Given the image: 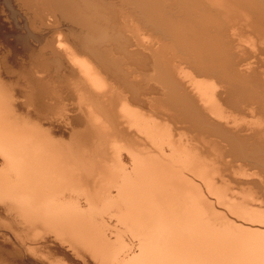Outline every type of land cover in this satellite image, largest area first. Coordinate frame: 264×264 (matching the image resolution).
<instances>
[{
    "label": "bare ground",
    "instance_id": "obj_1",
    "mask_svg": "<svg viewBox=\"0 0 264 264\" xmlns=\"http://www.w3.org/2000/svg\"><path fill=\"white\" fill-rule=\"evenodd\" d=\"M253 49L264 0H5L0 217L111 264H264V167L243 144L264 150ZM111 207L136 244L110 241ZM6 231L0 264H21Z\"/></svg>",
    "mask_w": 264,
    "mask_h": 264
},
{
    "label": "rangeland",
    "instance_id": "obj_2",
    "mask_svg": "<svg viewBox=\"0 0 264 264\" xmlns=\"http://www.w3.org/2000/svg\"><path fill=\"white\" fill-rule=\"evenodd\" d=\"M3 1V2H2ZM4 1L5 0H0V8H1V5H4ZM2 15V14H1ZM2 16H4V15H2ZM7 16H9V17H7ZM7 16H4V17H1V18H3V20L5 21V20H7V18H8V20H9V22H7V21H5L6 22V25H7V34L5 35L6 37H8V39L10 38V40H11V42H13L12 41V39H13V37H14V34L15 35H17V36H15L16 38L18 37V35H20V34H18L19 33V31L18 30H21V28H22V26L20 25V23H19V21L16 19V18H14V16L12 15V16H10V13H8L7 14ZM5 17H7V18H5ZM3 21V22H4ZM14 21V22H13ZM15 21H17V22H15ZM12 22V23H11ZM10 23L12 24V25H10ZM19 23V24H18ZM8 24H9V27H8ZM16 24V25H15ZM20 26V27H19ZM16 27H17V29H16ZM14 28V29H13ZM10 29H11V31H12V33H11V31H10ZM14 30V31H13ZM15 32V33H14ZM14 37V38H15ZM14 40V39H13ZM253 53H256V54H254L253 55V53H252V55H253V59H252V57H250L249 58V55L247 56V59H248V63L250 64V66L253 68L254 67V70H256V71H258V70H262L263 68H264V61H263V59H264V53H261V52H259V51H256L255 52V50L253 49V50H251ZM257 52H258V54H257ZM261 55H260V54ZM251 55V56H252ZM260 55V56H259ZM254 56H257L256 58L254 57ZM263 58H262V57ZM258 57H259V59H261V60H259L258 59ZM251 59V60H250ZM255 59V60H254ZM256 62H254V61ZM257 60H259V61H261V62H257ZM250 62H253V64L255 65V66H253V64H251ZM258 63V64H257ZM261 63V64H260ZM260 64V65H259ZM258 65V66H257ZM256 66H257V69H256ZM260 67V68H259ZM213 118V117H212ZM221 121V120H220ZM231 121H229V124H228V122L226 123V124H228L227 126H230V127H234L235 128V126L237 127L238 125H233L232 124V122L230 123ZM221 123H223L224 124V121L222 120L221 121ZM226 124H224V125H226ZM227 130V131H226ZM225 131L226 132H233V131H236V130H229V129H226ZM237 132V131H236ZM236 132H234V133H236ZM241 134V132H239V134H238V137H239V135ZM243 134V133H242ZM241 134V135H242ZM242 136H244V135H242ZM57 137V136H56ZM241 139L242 138H237L236 140H237V142L240 144V147L242 146V147H244L243 146V144L245 145V147L247 148V150L249 151V152H253V154L256 156H254L255 157V161L257 160V159H259L260 160V162L257 160L255 163H253V170H251V171H255L256 170V168H261V166H260V164L262 165V167H264L263 166V164H264V150H260V148H258V149H256L255 147V145H254V143H253V141H251V140H246L245 142H243V144H241ZM247 142V143H246ZM250 142V143H249ZM251 143H252V145H251ZM248 144V145H247ZM251 146H250V145ZM255 147H254V146ZM250 146V147H249ZM253 147V148H252ZM252 148V149H251ZM253 149H255V150H253ZM259 150V151H258ZM256 152H258V153H256ZM260 152V153H259ZM258 154H259V156H258ZM257 156H258V158H257ZM261 159H263V162H262V160ZM256 165V166H255ZM107 166V168L110 170V164H108V165H106ZM255 166V167H254ZM256 177H258L257 175H255ZM263 177V176H262ZM201 186H203L202 184H201ZM200 186V187H201ZM204 190H202L204 193H205V195H209L210 193L208 192V190L206 189V187L205 186H203L202 187ZM201 188V189H202ZM83 194V195H82ZM82 194H81V202H83L82 200L85 198V196H86V194L84 193V192H82ZM210 196H212V194H210ZM250 198V197H249ZM84 203V202H83ZM112 209H107L108 211H109V213L111 214V216H110V219H108L109 218V216L108 215H110L109 213H108V215H107V210H106V212H104V214L106 215V216H104L105 218H106V224H107V228L109 229V227H110V241L111 242H115L114 244H116V246H123L122 248L123 249H125L124 247L126 246V245H132L133 243H137V236L134 234V232H133V230L130 228V226L128 225V223H125L124 221L125 220H122L123 218L120 216V214L117 212V210H116V208L114 207H111ZM218 208V207H217ZM224 208V206H222L221 208H219V209H221V210H225V209H223ZM87 209V208H86ZM85 212V211H84ZM88 212L89 211H86L85 212V215L87 216L88 215ZM225 213H227L226 211H225ZM230 214V215H229ZM228 215V217H230L231 219H233L234 218V216H233V214H231V213H228L227 214ZM123 222V223H122ZM0 226L1 227H3V228H6V230H8V231H6L5 233H7L6 234V236L8 237V238H6V240H2L1 242L4 244L5 243V245H8V246H11L10 244H12L18 251H19V253H22V256H21V254H19L20 256L18 257V259L19 260H22V262H24V264H29V263H31V264H38L39 262V264H41L42 262H44V263H46V264H111L109 261H104V260H100V257H98V256H96L97 258H94L95 256L94 255H91V252L89 253V250L87 249V248H85V246H81V244L82 243H77L76 241H74L73 240V237L72 236H70L69 234L66 236L65 234H67V233H64V232H61V231H59L58 229H54L53 227H51V226H44V225H42V226H39V227H36V228H30V229H24V228H22L21 226H19V224H18V222L17 221H15V218H10V217H8V216H1L0 217ZM11 229V230H10ZM12 229H14L15 231H16V234H18V235H20V236H22V238L24 239V240H27V242H28V244L31 246V249H26V246L24 245V242H22V241H20V240H18L19 238L17 237V235L16 234H13V233H15L14 232V230L12 231ZM54 229V230H53ZM132 230V231H131ZM56 232H57V234L59 235H56ZM133 233V234H132ZM53 235V236H52ZM64 235V236H63ZM121 235V236H120ZM40 236H45V238L47 239L48 238V242H47V248L46 247H42V246H40V244L39 243H37V237H40ZM47 236V237H46ZM48 236H50V237H48ZM13 237V238H12ZM15 237V238H14ZM52 237V238H51ZM16 238H18V239H16ZM51 238V240H49ZM63 238V239H62ZM71 238V239H70ZM7 239H9L8 241H7ZM52 239H55V240H52ZM57 239V240H56ZM66 239V240H65ZM69 239V240H68ZM121 239V240H120ZM64 240V241H63ZM53 241V242H52ZM70 241H73V242H70ZM62 242H63V244H62ZM77 243V245L75 246V244H73V243ZM122 242V243H121ZM8 243V244H7ZM52 243V244H51ZM59 243V244H58ZM70 243V244H69ZM71 243H72V245H71ZM125 244V245H122V244ZM126 243H128V244H126ZM20 244V245H19ZM70 245V247H69V245ZM119 244H121V245H119ZM57 245V246H56ZM59 245V246H58ZM61 245V246H60ZM65 245H67V246H65ZM79 245V246H78ZM134 245V244H133ZM24 246V247H23ZM72 246V247H71ZM73 246H75V248L78 250V251H76V249H74V247ZM63 247V248H62ZM65 247H67L68 249H66V251H64L65 250ZM55 248V249H54ZM60 248V249H59ZM86 249V250H83V249ZM47 249V250H46ZM63 249V250H62ZM74 251H76V252H74ZM118 249H120V248H118ZM26 250V251H25ZM56 250H57V252H56ZM62 250V251H61ZM69 250H71V255H70V253H69ZM50 252V251H52L51 253L52 254H50L49 253V255H51V256H49L48 255V252ZM80 251V252H79ZM54 252H56V253H54ZM75 253V255H73L74 253ZM77 252H78V254H77ZM54 253V254H53ZM80 253V254H79ZM31 254V255H30ZM57 254V255H56ZM23 255H24V257H23ZM38 257V258H37ZM40 257V258H39ZM50 257V258H49ZM23 258V259H22ZM76 258V259H75ZM99 258V259H98ZM29 261H28V260ZM25 260H27L26 262H25ZM42 261V262H41ZM21 262V261H20ZM21 262V264H23Z\"/></svg>",
    "mask_w": 264,
    "mask_h": 264
}]
</instances>
